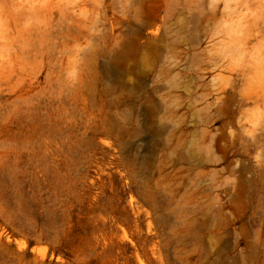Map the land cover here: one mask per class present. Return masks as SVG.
Segmentation results:
<instances>
[{"label":"rangeland","instance_id":"374dc122","mask_svg":"<svg viewBox=\"0 0 264 264\" xmlns=\"http://www.w3.org/2000/svg\"><path fill=\"white\" fill-rule=\"evenodd\" d=\"M0 264H264V0H0Z\"/></svg>","mask_w":264,"mask_h":264}]
</instances>
